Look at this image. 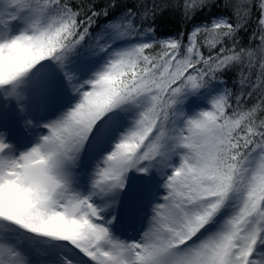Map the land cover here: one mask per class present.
Returning a JSON list of instances; mask_svg holds the SVG:
<instances>
[{"label": "snow or ice", "instance_id": "1", "mask_svg": "<svg viewBox=\"0 0 264 264\" xmlns=\"http://www.w3.org/2000/svg\"><path fill=\"white\" fill-rule=\"evenodd\" d=\"M223 7L157 39L155 6L0 0V264H264V0Z\"/></svg>", "mask_w": 264, "mask_h": 264}, {"label": "trees", "instance_id": "2", "mask_svg": "<svg viewBox=\"0 0 264 264\" xmlns=\"http://www.w3.org/2000/svg\"><path fill=\"white\" fill-rule=\"evenodd\" d=\"M71 4L75 5H95L97 8L107 5L110 0H69ZM116 4L115 9H110V15H116L128 7H138L140 4L145 5L148 8H156V17L153 22L151 19L145 20L143 27L147 29L149 24L156 29L155 36L157 39H165L169 37H175L178 33L183 32L185 36L190 32L194 24L208 23V21L215 15H228L229 12L223 7L224 0H217V7H214L209 11L205 9L196 15L194 20L185 21L182 17L180 8L178 7L179 0H114ZM163 6V7H161ZM258 15V14H256ZM104 18L101 17L97 21V25H103ZM93 32L96 31V26L92 29ZM256 32V20H253L248 24L247 31L240 32V43L243 46H249L250 44H255L254 41H250V37ZM144 33H142V36ZM205 51V55H207ZM255 74V70H253ZM225 82L224 87L235 92L240 90L239 87V74L234 70L225 74L222 77ZM246 91V89H245ZM259 98V91H257L251 99L247 100V105H251L256 102ZM201 107L203 106L204 98L201 97Z\"/></svg>", "mask_w": 264, "mask_h": 264}, {"label": "rangeland", "instance_id": "3", "mask_svg": "<svg viewBox=\"0 0 264 264\" xmlns=\"http://www.w3.org/2000/svg\"><path fill=\"white\" fill-rule=\"evenodd\" d=\"M9 124L13 128L14 135L16 136V138L19 139L23 135V132L21 131L20 126L18 124H16L14 119L11 118V117L9 119ZM118 207H119V205L117 204V208ZM141 226H142L141 223L137 222L136 224L133 225V227L127 229L126 233H124V237L125 238H127L129 236L138 237L139 229H140ZM118 234H120V233H118Z\"/></svg>", "mask_w": 264, "mask_h": 264}]
</instances>
